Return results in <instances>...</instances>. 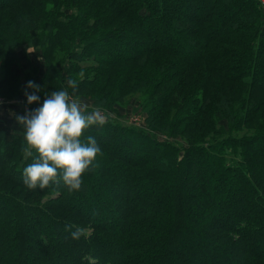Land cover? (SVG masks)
I'll return each mask as SVG.
<instances>
[{"label":"trees","instance_id":"obj_1","mask_svg":"<svg viewBox=\"0 0 264 264\" xmlns=\"http://www.w3.org/2000/svg\"><path fill=\"white\" fill-rule=\"evenodd\" d=\"M28 81L98 108L101 151L80 190L29 189L38 154L0 127V264H264L260 0H0L1 97Z\"/></svg>","mask_w":264,"mask_h":264},{"label":"clouds","instance_id":"obj_2","mask_svg":"<svg viewBox=\"0 0 264 264\" xmlns=\"http://www.w3.org/2000/svg\"><path fill=\"white\" fill-rule=\"evenodd\" d=\"M68 84L73 94L78 91L76 81L69 79ZM39 91L33 81L27 82L24 95L28 105L39 101ZM87 112L88 105L60 90L46 94L41 107L16 117L24 129L26 151L31 149L38 154V159L23 169V182L29 189H44L50 182H62L70 192L80 190L82 175L101 151L94 137H87L86 143L81 137L85 129L102 124L105 119L98 108ZM81 234L79 228L71 233L73 239Z\"/></svg>","mask_w":264,"mask_h":264},{"label":"rangeland","instance_id":"obj_3","mask_svg":"<svg viewBox=\"0 0 264 264\" xmlns=\"http://www.w3.org/2000/svg\"><path fill=\"white\" fill-rule=\"evenodd\" d=\"M18 54H19V65L16 67L17 72L19 73L21 70H28V69H31L30 67H32V68L37 69V74H38L37 78H39L41 76V73L44 72V67L42 64L40 53L35 52L32 49L26 48L24 46L21 49H19ZM29 91H31V90H29ZM75 100L79 103L86 104L89 107V102H87L85 100H81V101H79L77 99H75ZM11 101H21L20 104H22V109L24 108L25 105H28L25 95L18 100H5L3 97H1V94H0V106L8 104ZM137 105H138V102L134 98V99L130 100V102H128L127 105L118 108L120 114L122 115L120 121L124 125L129 124V125H133V126H140V124H143L140 109L139 110L135 109V108H137L136 107ZM41 106H42V104H40V103L39 104L33 103V104L29 105V110L31 112V111H33V110H35ZM14 109L17 110V108H14ZM25 112L26 111H24V113H22V114L24 115ZM17 116H19V114ZM17 116H15V112H13V116H12L13 122H16ZM1 117H3V116L1 115ZM16 125H17V122H16ZM11 129H15L17 131L21 130L20 132L24 133V129H23V127L21 128L20 125H17L16 128L9 127V130H11ZM213 217H214V215H212V217H210V221H212V223H213ZM208 221H209V219H208ZM208 221H206L205 223H207ZM212 223H210V224H212ZM182 238H183V236H182ZM30 256H33V255H30Z\"/></svg>","mask_w":264,"mask_h":264},{"label":"crops","instance_id":"obj_4","mask_svg":"<svg viewBox=\"0 0 264 264\" xmlns=\"http://www.w3.org/2000/svg\"><path fill=\"white\" fill-rule=\"evenodd\" d=\"M20 102L21 101H11L8 104L0 106V123L2 122L0 124V127L5 128L8 133H11L12 131L17 132V130H15V129L9 130V127L16 128V126L19 125L18 123L16 125L17 121L13 122V120H12L13 112H15V116H17L18 114H19V116H22L23 115L22 113H24V111L30 112L29 105H25L24 108L22 109V104H20ZM14 108H17V110H15ZM1 115L3 117H1ZM22 127L23 126H21V128Z\"/></svg>","mask_w":264,"mask_h":264},{"label":"built area","instance_id":"obj_5","mask_svg":"<svg viewBox=\"0 0 264 264\" xmlns=\"http://www.w3.org/2000/svg\"><path fill=\"white\" fill-rule=\"evenodd\" d=\"M261 2L264 4V0L263 1L261 0Z\"/></svg>","mask_w":264,"mask_h":264}]
</instances>
